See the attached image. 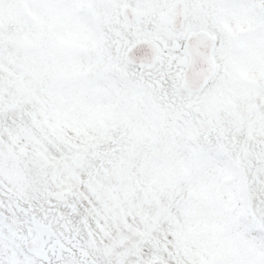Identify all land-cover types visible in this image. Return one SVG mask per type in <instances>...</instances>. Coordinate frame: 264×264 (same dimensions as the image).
Here are the masks:
<instances>
[{
    "label": "snow or ice",
    "instance_id": "obj_1",
    "mask_svg": "<svg viewBox=\"0 0 264 264\" xmlns=\"http://www.w3.org/2000/svg\"><path fill=\"white\" fill-rule=\"evenodd\" d=\"M0 264H264V0H0Z\"/></svg>",
    "mask_w": 264,
    "mask_h": 264
}]
</instances>
